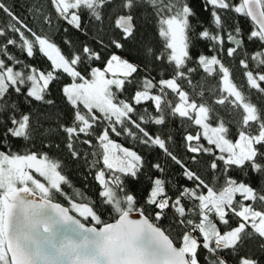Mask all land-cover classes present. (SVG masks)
<instances>
[{
  "label": "snow or ice",
  "instance_id": "snow-or-ice-1",
  "mask_svg": "<svg viewBox=\"0 0 264 264\" xmlns=\"http://www.w3.org/2000/svg\"><path fill=\"white\" fill-rule=\"evenodd\" d=\"M49 8L31 11L58 25L59 43L0 0L8 18L0 26V264H262L247 245L264 254V107L223 60L239 58L245 87L264 95V0H200V11L194 0H49ZM149 18L164 50L145 46L143 63L121 56ZM244 40L261 48L249 53ZM201 43L211 56L197 51ZM39 54L47 70L28 62ZM201 68L207 75L194 79ZM208 76L222 79L226 96L216 97ZM57 85L72 111L67 124L57 114L55 132L97 182L95 199L75 188L61 160L34 150ZM216 105H228L229 116L242 109L240 119L226 120ZM177 118L187 121L183 154L171 131ZM196 126L202 132L188 131Z\"/></svg>",
  "mask_w": 264,
  "mask_h": 264
},
{
  "label": "trees",
  "instance_id": "trees-1",
  "mask_svg": "<svg viewBox=\"0 0 264 264\" xmlns=\"http://www.w3.org/2000/svg\"><path fill=\"white\" fill-rule=\"evenodd\" d=\"M116 4L120 3V0H115ZM7 4L9 7H14L15 11L18 15H20L25 23H28L30 26H32L35 29L40 30L43 33H47L50 35L56 36V40L59 43V34L56 33L55 29L58 27V25H47L44 21L37 19L33 12L31 11V6L33 4L40 6L43 5L42 11L48 12L50 10L49 8V0H7ZM194 4L198 11H200V0H194ZM204 16H207V13L203 14ZM239 18V23L241 28L243 29V32L247 34L252 30V25H250L249 19H246L242 16H239V14H235ZM8 23V18L4 16L2 13H0V26H4ZM140 30L139 34L137 36V39L134 43L127 46L126 50L124 52H121L120 55L123 57L128 58L131 61L143 63V51L144 47L150 45L152 48H154L157 52L163 51V40L161 37L157 34V25L154 20L151 18L148 19V22L145 23V21L141 20L140 22ZM78 35V34H77ZM81 40L84 39L83 36L79 37ZM91 39V37H89ZM95 47H98V45H94ZM246 47L247 51L249 53H253L257 49L261 48V44L259 42H249L247 40L243 41V46ZM112 51H116L115 49H112ZM197 51H201L206 53L207 55L211 56L212 53L208 50V47L206 44L201 43L197 47ZM29 63L33 64L34 66H37L42 69H48V66L50 65V61L47 60V58L43 57L42 54H39L38 57L35 60L29 59ZM223 62L230 68V79L233 80L234 83H237L238 85L244 87V92L246 94V97L249 101L255 103L258 106L264 107V95L259 94L257 90H253L250 87H245L246 85V76L244 74V69L239 64V58L236 60H233L232 58L225 57ZM255 62L250 61V66L254 64ZM103 67V64L100 65ZM157 69L164 70L167 72H171V67L159 64L156 65ZM149 71H152V65H149ZM153 75H155V72H153ZM203 72V69L201 68L200 71L195 75L194 79L200 80L204 76H206ZM159 77H157L158 79ZM69 78L65 76L62 83H68ZM207 86L208 87H215L217 89L216 97H219L220 95H227V93L223 92V81L220 77L217 76H208L207 79ZM133 91V86H129L127 88V92L124 94L125 98L127 96H130ZM207 95V93H206ZM52 96L56 101V105L53 108L50 109H42V111H47L49 113V119L42 121L43 123V129H41V132H45V136L41 137L39 134L36 136V143H35V149L42 152L48 153L50 156L54 158H58L63 162L64 165V171L69 175L70 179L72 180L73 184L75 185L76 189H81L85 192L87 197L91 199H95L97 197V193L99 191V187L97 182L92 178L91 175H87V168L86 166H81L80 163H76L72 160V158L68 154V150L65 147L64 144V134L61 132L59 134H56V120H57V114H62L61 117V123L67 124L71 117V108L64 103L63 97L60 92V85H57L53 91ZM215 98V97H214ZM229 99L234 100V97H230ZM228 105L220 106L216 105V108L218 111H220L222 116H225L226 120H239L241 117L242 109L238 111H234L231 116L227 115L228 111ZM187 124V121L181 120L177 118L173 122V126L171 131L176 137V148L177 151L180 154H183V141L181 139V136L184 134L185 126ZM212 126H216L215 123L212 124ZM232 132V139L235 141L238 137L236 136V127L234 125H229ZM51 127L53 129L52 133H47L46 130ZM188 131L196 132L201 131L202 129L199 126L189 128ZM113 139H116L117 142L121 143L125 147L132 148L133 143L130 140H125L124 137L116 138L113 137ZM203 143H207L206 141L202 140ZM17 146H19V141L15 142ZM53 144V145H59V148L53 146L51 148L44 147L45 144ZM136 150L139 151V147H136ZM15 151V149H13ZM150 159L155 160L156 156L153 155L150 157ZM178 171L177 169H173V172ZM172 173H170L171 175ZM87 175V179H85V176ZM206 179L211 180L212 176L209 174ZM182 183L184 181H181ZM147 187L146 182L141 179V181L136 185V188L143 197L144 195V189ZM75 190V189H73ZM59 202L61 204L66 205V201L63 197L58 198ZM107 218V217H105ZM163 226H168V221H162L161 222ZM247 249L251 251L255 255L256 258H261L264 256L259 251L258 245L255 241H249L247 245ZM262 264H264V260H262Z\"/></svg>",
  "mask_w": 264,
  "mask_h": 264
},
{
  "label": "water",
  "instance_id": "water-1",
  "mask_svg": "<svg viewBox=\"0 0 264 264\" xmlns=\"http://www.w3.org/2000/svg\"><path fill=\"white\" fill-rule=\"evenodd\" d=\"M242 46H243V43H242ZM138 218V217H137Z\"/></svg>",
  "mask_w": 264,
  "mask_h": 264
},
{
  "label": "rangeland",
  "instance_id": "rangeland-1",
  "mask_svg": "<svg viewBox=\"0 0 264 264\" xmlns=\"http://www.w3.org/2000/svg\"><path fill=\"white\" fill-rule=\"evenodd\" d=\"M35 174V173H34Z\"/></svg>",
  "mask_w": 264,
  "mask_h": 264
}]
</instances>
